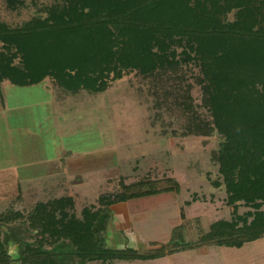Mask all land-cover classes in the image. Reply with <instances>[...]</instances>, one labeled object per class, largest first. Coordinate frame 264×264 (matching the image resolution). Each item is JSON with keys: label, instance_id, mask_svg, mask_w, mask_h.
Wrapping results in <instances>:
<instances>
[{"label": "trees", "instance_id": "trees-1", "mask_svg": "<svg viewBox=\"0 0 264 264\" xmlns=\"http://www.w3.org/2000/svg\"><path fill=\"white\" fill-rule=\"evenodd\" d=\"M5 2L14 10L23 3ZM42 12L14 28L0 21V83L29 87L50 79L66 92L99 93L131 72L147 78L194 63L201 103H194L188 86L166 114L184 117L189 133L223 137L214 156L221 180L213 185L224 186L233 216L192 241L178 225L169 243H151L157 249L107 246L112 206L142 212L178 200L179 181L154 177V163L137 181H122L116 194L98 196L100 207H85L80 216L67 194L39 201L25 214L18 194L0 214V264H115L201 247L242 248L263 237L264 0H53ZM242 206L248 210L240 214ZM23 218L35 233L14 257L2 226Z\"/></svg>", "mask_w": 264, "mask_h": 264}, {"label": "rangeland", "instance_id": "rangeland-1", "mask_svg": "<svg viewBox=\"0 0 264 264\" xmlns=\"http://www.w3.org/2000/svg\"><path fill=\"white\" fill-rule=\"evenodd\" d=\"M22 2L14 10L0 0V21L18 27L43 16L42 9L53 0ZM198 71L190 63L157 71L147 78L131 72L99 93L66 92L50 79L29 87L0 83V125L18 140L15 146L11 140V148L8 144L6 150L26 163L18 171L20 186L16 190L22 196L24 213L39 201L67 194L75 199V213L80 216L85 207H100L98 196L116 194L122 181L125 185L137 181L155 163L154 177L179 181L178 200L142 212L130 210L125 203L112 206L104 238L107 246H129L145 252L169 243L178 225H184V240L192 241L214 222L230 220L233 207L226 204L225 188L213 185V181L221 180L214 156L223 137L217 133H189L184 117L166 114L167 107L188 86H193L194 103H201L195 79ZM196 108L202 116L207 115L204 109ZM58 181L62 184L59 189ZM11 196L0 201V214L11 207L15 198ZM182 209L185 219L181 217ZM247 210L242 206L239 213ZM2 229L1 237L14 257L35 233L27 218L3 225ZM253 246L251 242L240 250L213 246L204 256L195 250L174 257L115 264H258L264 250L246 252ZM251 253L257 257L251 255L249 262Z\"/></svg>", "mask_w": 264, "mask_h": 264}, {"label": "crops", "instance_id": "crops-1", "mask_svg": "<svg viewBox=\"0 0 264 264\" xmlns=\"http://www.w3.org/2000/svg\"><path fill=\"white\" fill-rule=\"evenodd\" d=\"M5 128V130H4ZM11 140H12V144H16L17 143V138H13L11 135L9 136L7 134V128L3 127L2 125H0V142H4V145H1V149H0V201L1 200H5L8 197H10L11 195H15V196H11L12 198H16L17 191L19 190V186H20V179L18 176V171L19 169H21L23 166L26 165V163L23 161L20 162L19 157L18 156H11V153H9V151L6 150V147L9 144V148H11ZM7 142V145L5 144ZM6 145V146H5ZM15 146V145H14ZM3 148V149H2ZM8 148V150H9ZM37 161H31L30 164H34ZM41 161L39 160V163ZM45 163V161H42ZM66 171V170H64ZM63 173V171H62ZM69 182V180H68ZM17 183V186H16ZM58 189L62 187L61 181H58ZM16 191V192H15ZM13 192H15L13 194ZM20 194V193H19ZM14 198V199H15ZM251 243L254 244L253 247L247 248L246 252L250 251L252 253L257 252L259 250H264V236L252 241ZM247 244V243H246ZM245 244V245H246ZM245 245L242 248H233V249H243L245 247ZM213 247V246H211ZM208 248L210 247H201V248H197V249H193V250H187V251H182L179 253H175L172 255H167V256H171L174 257V255H184V254H191L192 252H194L195 250H198L201 256H204L208 253ZM229 248V247H227ZM182 253V254H180ZM249 255V259L248 261L250 262L251 260V255L253 257H257L253 254ZM260 263L258 264H264V254L263 255H259L258 256ZM199 264H205L204 262H200ZM234 264H239V263H234ZM250 264V263H249Z\"/></svg>", "mask_w": 264, "mask_h": 264}]
</instances>
